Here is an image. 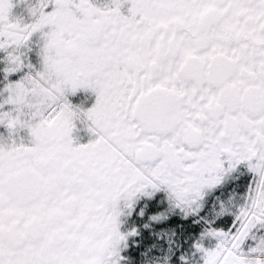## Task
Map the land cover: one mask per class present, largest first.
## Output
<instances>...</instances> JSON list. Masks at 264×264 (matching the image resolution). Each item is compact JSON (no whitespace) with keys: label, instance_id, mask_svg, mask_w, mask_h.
Returning <instances> with one entry per match:
<instances>
[{"label":"snow or ice","instance_id":"1","mask_svg":"<svg viewBox=\"0 0 264 264\" xmlns=\"http://www.w3.org/2000/svg\"><path fill=\"white\" fill-rule=\"evenodd\" d=\"M0 264H264V0H0Z\"/></svg>","mask_w":264,"mask_h":264},{"label":"flooded vegetation","instance_id":"2","mask_svg":"<svg viewBox=\"0 0 264 264\" xmlns=\"http://www.w3.org/2000/svg\"><path fill=\"white\" fill-rule=\"evenodd\" d=\"M84 97H85V94L84 93H80L77 97L73 98V101L76 102V103H79L82 99H84ZM91 103H92V100L90 99L88 101V106H90Z\"/></svg>","mask_w":264,"mask_h":264}]
</instances>
